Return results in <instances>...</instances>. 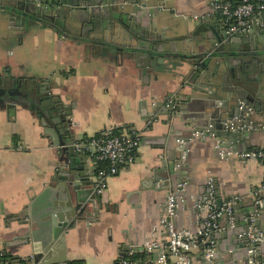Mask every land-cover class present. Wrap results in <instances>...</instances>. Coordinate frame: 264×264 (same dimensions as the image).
Returning <instances> with one entry per match:
<instances>
[{"label":"crops","instance_id":"obj_1","mask_svg":"<svg viewBox=\"0 0 264 264\" xmlns=\"http://www.w3.org/2000/svg\"><path fill=\"white\" fill-rule=\"evenodd\" d=\"M116 2L131 7L125 0ZM210 2H149V6L160 7L154 12L157 32L165 36V51L185 29L193 30L191 17L210 15L222 19L211 11ZM66 24L67 36L59 35L58 28L47 26L15 32L8 26L6 14L0 11V76L49 85V93L71 110L75 141L112 128L138 134L140 144L134 161L107 179L102 194L95 192L96 201L101 202L98 214L89 221L77 222L60 239L53 236L51 214L54 205L65 201L69 181L60 175L55 178L63 169L57 165L56 148L22 98H0V252L26 258L43 244L48 247L52 264H114L133 251L134 257H144L141 247L146 241L154 237L165 239L160 217L167 195L177 184L167 182L172 162L179 155L173 147L174 138L189 137L195 124L190 119L215 110L219 101L214 104L212 95L181 85L182 78L177 73L180 68L161 71L156 79L148 78L142 74L144 60L137 62L129 52L120 55L98 43L105 41L98 28L88 39H75L71 34L81 32L79 23ZM115 37L108 36V42H125L123 37ZM138 39L134 37L135 41ZM173 46L184 51V44L179 41ZM256 80L257 76L251 75L249 81ZM189 93L192 96L185 101ZM171 95H175L178 107L170 117L169 112L158 111V106L170 101ZM260 95L264 100V82ZM8 101L15 103V107L7 108ZM207 129H214L215 135L193 143L181 169V192L186 197L174 218V225L180 230H194L202 223L203 212L191 211L192 198L203 191L208 176L213 178L216 194L223 202L243 195L244 207L253 197L250 192L264 184V162L236 154L220 158L217 146L221 141L222 145L227 144L228 140L217 134L216 127ZM242 143L246 149H263L264 132L253 133ZM237 144L241 143H230V147L236 148ZM77 152L85 156L87 173L83 180L90 181L88 187L94 191L101 164L94 163L88 154ZM258 197L264 198V191ZM190 254L189 264H201V247H193Z\"/></svg>","mask_w":264,"mask_h":264},{"label":"water","instance_id":"obj_2","mask_svg":"<svg viewBox=\"0 0 264 264\" xmlns=\"http://www.w3.org/2000/svg\"><path fill=\"white\" fill-rule=\"evenodd\" d=\"M125 1L131 4L129 9L116 0H0V11L6 14L8 26L15 32L47 26L54 30L58 28L59 35L67 36L66 22L69 21L79 23L81 28L80 33L71 34L73 38L88 39L98 28L105 36V41L98 43L116 50L120 55L124 51L129 52L137 62L144 60L142 74L148 78L152 76L156 79L161 71L180 68L177 73L181 75V85L212 95L214 104L219 101L215 110L190 119L195 122L191 132L216 127L217 134L228 140L224 146L239 141L241 144L233 148L238 152L246 150L242 142H247L253 133L264 132V100L260 99L264 82V14L252 17L243 32L230 31L223 18L213 19L210 15L191 17L189 21H193V30L185 29L172 41L174 44L177 41L183 43L184 51H177L174 44L165 51V36L157 32V13L154 12L160 7L149 6L152 0ZM108 36H121L125 42L120 45L114 39L108 42ZM134 37L140 39L135 41ZM251 75L257 76L256 82L249 81ZM49 92V85L42 82L16 81L10 75L0 76V98L24 100L56 148L57 165L63 169L55 174V178L60 175L69 181L65 201L54 205L51 214L55 226L53 236H60L61 239L77 222L93 219L101 208V202L96 201L98 195L88 187L90 181L83 180L87 173L85 156L75 150L71 110ZM191 96V93L186 95L185 101ZM169 98L175 104V95ZM6 106L14 108L15 103L8 101ZM174 114L176 112L169 115ZM233 117L238 119L233 120ZM230 126L234 127L231 129ZM209 130L215 135L214 129ZM177 138H174V150L183 151L187 162L191 145L199 138L186 139V143L176 147ZM178 162L179 156H176L168 172V184L184 182L182 167L176 166ZM216 202L220 209L223 201L218 194ZM244 206L242 201L237 202L230 207V213L222 210L215 219L217 227L204 243L205 247L212 242L215 252L206 260L202 251L201 264H249L251 255L248 251L252 248L256 251V264H264V198L252 197ZM191 211L197 212L195 209ZM249 234L255 239L253 245L250 244ZM226 251H229L228 256ZM7 255L8 264L53 263L47 245L43 244L26 258Z\"/></svg>","mask_w":264,"mask_h":264},{"label":"built area","instance_id":"obj_3","mask_svg":"<svg viewBox=\"0 0 264 264\" xmlns=\"http://www.w3.org/2000/svg\"><path fill=\"white\" fill-rule=\"evenodd\" d=\"M210 9L213 13H218L228 24L229 30L232 32H243L247 30L248 23L256 14H264V0H238L236 4H232L227 0H211ZM153 106H156L153 103ZM158 111L175 113L176 106L171 101H166L158 106ZM233 117V120H237ZM234 126H230L232 129ZM209 129L195 130L190 133L189 137H178L175 140L176 147L186 143V139L205 138L213 136ZM140 144V136L135 133L116 132L112 128H106L99 132L96 136H92L81 141L75 142V149L84 154H88L94 163L101 164L96 172V182L94 191L102 194L107 186V179L117 174L120 168L132 163L135 158V151ZM179 153V152H178ZM217 154L220 158H225L236 154L241 158H256L264 162L263 149H246L238 152L230 146L221 144L217 146ZM179 161L176 166L178 168L185 165V153H179ZM184 183L176 184L166 198L165 207L161 213L160 224L164 228L165 239L160 240L154 237L150 241H146L142 245L144 257H134L135 252H130L128 256L118 259L114 264H189L191 259L190 251L193 247L199 246L204 251V259L209 260L215 252V248L211 242L210 245L204 247V243L208 241L211 233L217 227L215 219L221 215V211L225 210L230 213V207L237 202L242 201L245 196L235 195L223 202L220 209L216 202V190L214 181L208 176L201 197L192 198V208L203 211L202 225L194 230H180L174 225V218L177 215L179 205L185 201V194H181ZM264 191V184L256 187L249 195L258 197ZM258 201V200H257ZM259 202V201H258ZM196 212V211H195ZM201 212V211H200ZM230 223L232 220L230 219ZM157 232L156 227L153 233ZM250 237V244L253 245L255 239ZM251 258L249 264H256V251L252 248L248 251ZM3 253L0 252V256ZM0 264H8L7 260L0 258Z\"/></svg>","mask_w":264,"mask_h":264},{"label":"trees","instance_id":"obj_4","mask_svg":"<svg viewBox=\"0 0 264 264\" xmlns=\"http://www.w3.org/2000/svg\"><path fill=\"white\" fill-rule=\"evenodd\" d=\"M232 4H236L237 3V0L236 1H231ZM216 15H219L218 13H215ZM220 16V15H219ZM116 132H118L117 130H115ZM102 166V165H101ZM3 253V252H2ZM139 257H143V256H139ZM0 258H2L3 260H7L8 258V255L4 252Z\"/></svg>","mask_w":264,"mask_h":264},{"label":"flooded vegetation","instance_id":"obj_5","mask_svg":"<svg viewBox=\"0 0 264 264\" xmlns=\"http://www.w3.org/2000/svg\"><path fill=\"white\" fill-rule=\"evenodd\" d=\"M9 95H14V93H9Z\"/></svg>","mask_w":264,"mask_h":264}]
</instances>
